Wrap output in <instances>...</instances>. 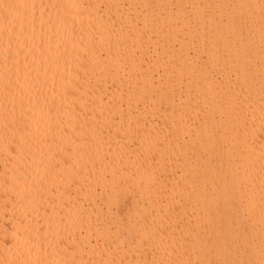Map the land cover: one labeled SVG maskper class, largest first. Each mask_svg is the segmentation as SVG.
<instances>
[{
    "label": "bare ground",
    "instance_id": "6f19581e",
    "mask_svg": "<svg viewBox=\"0 0 264 264\" xmlns=\"http://www.w3.org/2000/svg\"><path fill=\"white\" fill-rule=\"evenodd\" d=\"M0 264H264V0H0Z\"/></svg>",
    "mask_w": 264,
    "mask_h": 264
}]
</instances>
